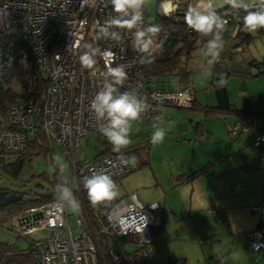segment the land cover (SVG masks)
Instances as JSON below:
<instances>
[{
    "label": "built area",
    "instance_id": "obj_1",
    "mask_svg": "<svg viewBox=\"0 0 264 264\" xmlns=\"http://www.w3.org/2000/svg\"><path fill=\"white\" fill-rule=\"evenodd\" d=\"M180 1L167 0L161 11L165 13V4L171 5L170 12L174 11ZM141 7L138 0L125 13H117L112 0H0V38L17 35L26 43L46 80L36 97L15 94L7 98L5 54L0 44V150L23 153L40 130L50 146L59 147L67 155L81 207L75 232L68 223L63 196L11 215L8 229L32 247L28 264H158L151 232L156 202L142 204L135 193L114 198L107 202L105 222L97 226L90 222L80 194L86 178L94 173L108 174L116 181L139 168V163L133 167L130 162L135 156L131 151L100 153L91 158L78 151L82 136L102 134L101 129L108 125L106 114L98 118L90 107L98 93L107 86L116 89L114 96L128 92L147 105L136 121L150 125L164 120L163 105L191 107L195 99L192 81L178 86L175 80L171 85L165 77L145 73L142 43L147 24ZM230 14L231 9L223 6L219 18L229 21ZM134 18L130 28L112 23ZM106 50L112 55H104ZM84 53L92 54L96 61L91 70L81 66ZM117 66L127 73L122 84L109 75V67ZM225 80L220 77L221 82ZM250 126L248 119L236 120L230 125L229 136L235 137ZM261 142L264 130L256 136L254 145ZM250 208L257 214L258 224L246 232L247 245L260 255L264 251V200ZM45 230L47 233L42 235Z\"/></svg>",
    "mask_w": 264,
    "mask_h": 264
},
{
    "label": "rangeland",
    "instance_id": "obj_2",
    "mask_svg": "<svg viewBox=\"0 0 264 264\" xmlns=\"http://www.w3.org/2000/svg\"><path fill=\"white\" fill-rule=\"evenodd\" d=\"M166 1L141 0L144 16L150 24L155 23L157 12L161 11V6ZM210 2L211 7L214 8L225 5V0H210ZM183 3H189V9L192 8L190 5L191 0L180 1L178 6L183 7ZM242 3L260 4L261 0H242ZM166 6L167 4L164 5V7ZM248 33L251 35V39L242 45L243 48L239 45L243 51L239 50L233 59L235 60L236 56H240L246 61L252 58H255L257 61H264V32L257 30L255 32L248 31ZM209 35L211 36V34ZM149 40H151L150 49H152L156 56L159 55L156 37L149 38ZM229 41L222 39L223 47ZM236 41L238 43V39ZM207 45L196 49L186 58L188 76L194 84V105L192 107L177 105L162 106L161 113L164 120L156 126L165 130L166 135L163 142L151 143L150 137L156 130L153 125L136 120L130 121L131 126L128 135L131 143L127 147L120 148L119 151L142 146L148 142L149 163L141 165L138 169L115 181L116 186L113 190L117 193L116 198L138 193L139 196L137 198L139 201L142 204H148L147 202L156 199L154 197H156L157 193H160L161 187H166L172 183L170 179L171 174L175 175L183 171L189 172L186 170H191L193 164L203 160L205 157L213 159L217 154L220 156L221 152L224 154L235 153V151H230L229 145L230 142H236L238 138L230 137L228 131L230 125L234 122V116L223 113L210 114L203 110L211 109L216 105L215 92L210 85L213 74V62L212 58L209 57ZM225 48L227 49V46ZM249 68L252 71L250 75L240 76L232 74L226 78V86L231 103L236 107H241V103L246 101L249 103L251 110L257 109L260 112L258 115L247 116L248 120H253L254 125L252 124L246 131L241 132L243 136L253 130H257L258 127L262 128L260 129L261 131L264 130V75H257V69L254 67ZM241 84H244L245 90L239 89ZM195 131H197L196 134ZM246 137L248 138V136ZM250 140L249 149L246 148L247 153L252 151L255 154L264 155V142H261L257 148H254L251 146L253 137ZM79 144L78 151L80 154L89 158L105 152L108 145L114 148L103 134L99 137L97 134L89 133L80 138ZM51 147L52 151L45 156L34 155L31 160L23 162L17 178L0 169V187L24 192L26 196L41 193L43 190L49 188V180H53L55 166L58 165V169L65 172L70 184L71 190L66 193L65 204L68 223L75 232L78 230L75 226V219L77 216H81V207L80 199L76 192V185L72 178V167L62 149L54 145ZM233 150H236L235 146ZM244 150L236 152L238 158L241 157ZM12 159L15 161V158ZM153 174L157 175L160 185L156 183ZM42 175L47 177L44 178ZM141 192L153 195V198L143 200L140 198ZM106 204L107 202L100 206H105ZM10 223L9 217L0 219V241L10 242L19 249H26L28 246L27 241L21 237H17L8 229ZM46 233L47 231L45 230L41 234L45 235Z\"/></svg>",
    "mask_w": 264,
    "mask_h": 264
},
{
    "label": "trees",
    "instance_id": "obj_3",
    "mask_svg": "<svg viewBox=\"0 0 264 264\" xmlns=\"http://www.w3.org/2000/svg\"><path fill=\"white\" fill-rule=\"evenodd\" d=\"M183 4V7L179 6L168 14H165L162 11L157 12L154 24H150L147 21L144 16L143 7H141L142 15L144 16L145 23L147 24L145 32L146 35L143 38L142 45L144 42L148 41L149 38L156 37V46L159 50V55L157 56L153 53L150 47L147 51H142L145 73L147 75L158 76L159 78L165 77L167 81L171 83L176 80V85L178 86H182L190 80L188 76L189 72L186 69V58L189 57L196 49L205 47L207 43L214 38L212 34L211 36L209 34L203 35L187 26L185 23V14L189 10V3ZM247 5H249V11H259L261 9V3H251ZM224 6L231 9V14L226 25V31H222L220 35L222 39L230 41L227 43V50L220 51L218 57L211 55L213 62V74L210 85L213 87L215 92L216 105L211 109H204V111L210 114L233 112H238V114L248 113L250 111L249 109L243 110L240 107L232 106L229 101L226 80L223 82L220 81L221 76H224L225 78L232 74L246 76L240 73L231 72L229 70L228 63L229 61H234L233 56L237 54L239 50L243 51L240 46L242 47V45L246 44L251 39V35L248 33V30L243 27L242 18L247 13L243 8H233L227 3H225ZM222 7L210 10V12L219 17V12ZM154 26L159 27V31L156 33L151 31ZM229 28L231 29L229 30ZM258 31L264 32V28L258 29ZM236 39H238V43L236 42L234 44L233 40ZM0 44L5 54L3 73L7 83V88L4 90V94L7 98H10L15 94L22 95L25 98L38 96L44 87L46 80L43 74L37 69L29 46L17 35L1 36ZM217 50L219 51V49ZM252 62H254V59H250L245 66L249 67ZM256 74L264 75V66L259 68ZM194 103L195 99L192 106ZM101 135L102 134H98L99 137ZM148 144L149 143L146 142L142 146L125 149L123 151L133 152L140 167L141 165H147L149 163ZM51 151L52 147L47 143L44 134L38 130L36 136L28 141L27 148L23 153L14 154L0 150V169L17 178L23 162L31 160L34 155L45 156ZM107 152L120 151H114V148L108 145L103 153ZM12 158H15V161H13ZM209 164L210 163L191 173L171 174L170 179L172 181V185L176 186L185 182H190L197 174L204 171ZM42 176L44 178L47 177L45 175ZM49 184L50 185L47 190H43L41 193L29 194L28 196H26L24 192L0 187L5 190L6 193L15 192L21 194V197L17 201L0 207V219L4 217L10 218L14 213L30 205L46 202L59 196L65 197L67 195L66 193L71 190L65 172L60 171L58 169V165L55 166L54 178L53 180H49ZM80 194L82 204L90 222L97 226L103 224L105 222L104 210L106 209L107 204L105 206L98 205L93 207L88 200L87 191L80 188ZM161 225L162 223L158 225V230L161 229ZM27 243L28 246L26 249H19L10 242L0 241V264H28L31 260L32 247L28 241ZM206 264H220V262L219 260H208Z\"/></svg>",
    "mask_w": 264,
    "mask_h": 264
},
{
    "label": "crops",
    "instance_id": "obj_4",
    "mask_svg": "<svg viewBox=\"0 0 264 264\" xmlns=\"http://www.w3.org/2000/svg\"><path fill=\"white\" fill-rule=\"evenodd\" d=\"M209 4L210 0H191L190 5L205 10L221 7L209 9ZM225 47L224 51L227 50ZM234 61L244 66L249 62L240 56H236ZM249 110L248 113L224 114L234 116V122H244L247 116L260 114L257 109L251 110L250 107ZM250 121L254 125L253 120ZM260 129L258 127L244 136L240 132L232 137L238 138L229 145L234 154L221 152L213 159L205 157L193 164L192 171L180 172L191 173L210 163L190 182L176 186L170 182L160 188L155 200L147 202L158 203L151 228L152 250L158 264H172L171 261L177 259H182L179 264H206L208 260H219L220 264H264V251L260 255L253 252L246 237V232L258 224V216L250 207L264 200V155L246 151L252 137L251 146H259L254 145V141ZM234 146L236 150H233ZM241 150L244 151L238 158L236 152ZM153 176L160 185L157 175ZM135 195L136 198L139 196L138 193ZM140 195L143 200L153 198L146 192ZM160 223L161 229L158 230Z\"/></svg>",
    "mask_w": 264,
    "mask_h": 264
},
{
    "label": "clouds",
    "instance_id": "obj_5",
    "mask_svg": "<svg viewBox=\"0 0 264 264\" xmlns=\"http://www.w3.org/2000/svg\"><path fill=\"white\" fill-rule=\"evenodd\" d=\"M138 3V0H112L113 10L117 13H125L129 7H133ZM225 3L230 4L233 8H243L246 15L243 16V27L249 32H255L258 29L264 28V0H261V9L259 11H249V5L242 3V0H225ZM209 9L211 4H209ZM172 10L171 5L165 7V14ZM132 21L115 20L117 26L132 27L135 23ZM185 23L189 28L197 32L208 35L213 34L214 38L208 42V52L214 57H218L220 51L223 50L222 37L220 33L226 31L227 20H221L212 12L205 14L197 8L193 7L185 14ZM151 31L156 33L159 31L158 26H154ZM219 42V43H218ZM151 40L144 42L142 51H147ZM219 49V51L217 50ZM104 55H112L110 50H106ZM81 66L91 70L96 61L93 55L84 53L80 57ZM109 75L114 78L115 83L122 84L127 79V73L122 67H109ZM116 89L112 86H107L106 90L98 93L96 98L91 102V109L97 114L98 118H104L105 114L108 118V125L101 129L103 136L114 146V151H119L122 147H127L131 141L129 139L130 121L139 119L141 112L147 108L146 104L131 96L128 92H123L118 96L113 93ZM156 130L152 133L150 141L153 144L163 142L166 135L165 130L161 127L153 125ZM131 164L135 167L138 160L135 156L131 157ZM115 181L112 177L105 173L93 174L90 178H86L85 190L87 191L88 200L93 207L112 201L116 198L117 193ZM146 227V224L144 225Z\"/></svg>",
    "mask_w": 264,
    "mask_h": 264
},
{
    "label": "water",
    "instance_id": "obj_6",
    "mask_svg": "<svg viewBox=\"0 0 264 264\" xmlns=\"http://www.w3.org/2000/svg\"><path fill=\"white\" fill-rule=\"evenodd\" d=\"M262 66H264V61H254L251 63L249 67H254L258 70ZM228 67H229V70L234 73H240L243 75L251 74V70L248 66H244L240 63H236L235 61H229ZM239 89L245 90L244 84H241L239 86ZM249 107H250L249 103H247L246 101H243L241 103L240 108L243 110H248ZM20 197H21L20 193H15V192L6 193L5 190L0 189V207L5 206L11 202L17 201Z\"/></svg>",
    "mask_w": 264,
    "mask_h": 264
},
{
    "label": "flooded vegetation",
    "instance_id": "obj_7",
    "mask_svg": "<svg viewBox=\"0 0 264 264\" xmlns=\"http://www.w3.org/2000/svg\"><path fill=\"white\" fill-rule=\"evenodd\" d=\"M1 189V188H0Z\"/></svg>",
    "mask_w": 264,
    "mask_h": 264
}]
</instances>
